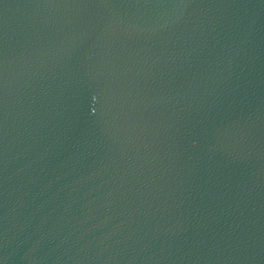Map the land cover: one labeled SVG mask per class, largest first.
Wrapping results in <instances>:
<instances>
[{
  "label": "water",
  "instance_id": "water-1",
  "mask_svg": "<svg viewBox=\"0 0 264 264\" xmlns=\"http://www.w3.org/2000/svg\"><path fill=\"white\" fill-rule=\"evenodd\" d=\"M0 264H264V0H0Z\"/></svg>",
  "mask_w": 264,
  "mask_h": 264
}]
</instances>
